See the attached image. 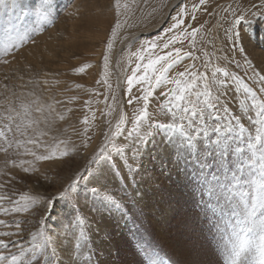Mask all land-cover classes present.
I'll return each instance as SVG.
<instances>
[{
    "label": "rangeland",
    "instance_id": "1",
    "mask_svg": "<svg viewBox=\"0 0 264 264\" xmlns=\"http://www.w3.org/2000/svg\"><path fill=\"white\" fill-rule=\"evenodd\" d=\"M49 2L53 7L45 19L33 12L38 0H0V128L11 123L14 131L7 132V136L20 141L13 142L6 152L0 151V196L11 200H18L25 193L36 198L52 196L66 187L77 171L83 172L101 149L111 148L109 139L120 116L131 117L144 104L143 100L128 103L148 87L134 84L130 94L127 90V77L137 64L139 76L149 58L173 52L175 59L174 49L181 48L179 62L166 73L169 80L185 69L192 75L212 73L221 67L230 74L244 75L249 72L245 60L257 71L264 68V17L252 8L259 0H206L204 5L199 0H119V7L117 0ZM181 7L186 8L184 14L179 12ZM248 9L257 14L244 22L242 44L238 40L233 45L225 37V29L234 12L247 14ZM173 17L184 23L169 31L176 23ZM118 23L120 26L116 27ZM193 28L199 29L194 42L190 35ZM182 30L189 36L165 49L164 43ZM153 44L156 47H151ZM241 46L246 49L243 53L238 52ZM5 47L9 48L8 55ZM81 68L83 71H79ZM217 75L223 78L222 74ZM149 76L153 74L150 72ZM152 85L148 112L152 121L165 122L167 117L159 106L166 103L165 94L175 85L168 80L156 85L154 79ZM232 95L229 88V99ZM22 105L29 109L27 117H23ZM37 107L41 111H36ZM9 116L13 121L8 120ZM16 123L27 127L23 136L15 132ZM29 139L37 143H26ZM0 145L7 147L2 137ZM32 152L55 158L38 160L29 154ZM168 161L161 144L145 157L144 168L135 182L132 174L127 180L109 175L121 203L119 211L96 212L82 181L78 197L59 200L46 217L42 226L45 236L62 241L66 249L82 243L73 236L79 229H68L69 221L74 219L73 205L78 200L87 218L85 228L90 229L91 235L82 255L73 251L79 264H84L88 250L94 253L93 264H141L147 242H152L157 251L162 247L161 255L167 253L180 264H217L223 228L217 231L206 218L200 193L185 175L184 167L177 168ZM99 166L93 164L92 168ZM25 167L28 172L23 171ZM13 207L9 199L0 201V208L9 210L0 211V220L5 222L0 225V232H18L0 237L16 242L8 249L0 247V253L19 256L22 247L27 260L33 244L43 243L33 241L31 233L41 227L38 221L44 216L45 207L30 205L27 212H12ZM16 223L20 224L19 229ZM41 251L37 248L36 254ZM57 259L69 264L64 252L58 251Z\"/></svg>",
    "mask_w": 264,
    "mask_h": 264
},
{
    "label": "snow or ice",
    "instance_id": "2",
    "mask_svg": "<svg viewBox=\"0 0 264 264\" xmlns=\"http://www.w3.org/2000/svg\"><path fill=\"white\" fill-rule=\"evenodd\" d=\"M199 3L204 5L206 0H199ZM116 6L119 7V0ZM52 7L49 0H38L33 12L46 19L47 15L51 14ZM252 8L257 9L264 17V0L253 3ZM185 11V7L179 9L180 14ZM256 14L252 9H248L247 14L244 11L234 12L229 28L225 29V37L230 39L233 45L238 40L242 44L245 36L244 22L250 21ZM191 18L195 19V16ZM172 19L176 23L169 31L184 23L177 17ZM119 26L118 23L116 27ZM113 31L115 33V30ZM198 32L199 29H191L193 42ZM188 36L189 33L182 30L179 35L173 36L169 43H164L163 47L167 49L170 43L182 42ZM4 51L5 55L9 54L8 47H5ZM181 51V48L174 49L175 59L173 52L156 56L155 59L149 58L144 65L143 74L139 76L137 73L140 71V65L137 64L136 70L127 77V90L130 94L134 84H147L148 87L143 89L141 95L130 98L128 103L131 105L134 101L143 100V107L133 112L131 117L120 116L109 139L111 148L101 149L83 172H76L66 187L50 197L36 198L25 193L20 195L18 200H11L10 197L0 196V201L9 199L14 205L12 212H27L30 205L35 207L40 204L45 207V214L38 221L41 227L31 233L33 241L40 240L43 243L33 244L29 249L32 255L27 260H24L26 253L22 247L19 256L0 253V264H63V259H57L58 251L66 253L69 264H79L78 259L73 256V251L82 255L87 249V243L91 242L90 229L85 228L87 218L78 206L79 201H75L74 219L68 223L69 230L79 229V233L73 232V236L82 243L77 244L74 249H66L62 241L45 236L42 226L46 217L54 211L59 200L67 201L69 198L78 197L82 181L87 186L91 204L96 212L121 210V203L116 199L115 186L112 185L109 175H118L127 180L128 174H132V182H135L136 175L144 168L145 157L161 144L169 157L168 162L177 168L184 167L185 175L191 178L190 182L194 183L199 191L206 218L217 231L223 228L222 239L218 242L221 247L217 264H264V68L257 71L255 65L245 60L249 72L244 75L230 74L221 67H217L212 73L192 75L185 69L178 72L176 78L169 80L166 73L179 62ZM245 51L243 46L238 49L240 53ZM188 55L191 56V53ZM138 58L145 59L143 56ZM107 59L106 56V63ZM236 67L239 68L240 64L236 63ZM79 71H83V68ZM150 72L152 77L149 76ZM218 73L222 74L223 78L218 76ZM186 76L188 79H184ZM229 77L230 80L227 79ZM153 79L156 85L164 80L175 85L165 94L166 103L159 106L167 117L165 122L152 121L148 112L149 99L153 95ZM229 88L233 94L231 99L228 97ZM22 108L23 117H27L28 107L22 105ZM36 111L41 109L37 107ZM17 116L20 117L21 113H17ZM8 120L13 121V117L9 116ZM146 121L148 123H145ZM84 122L87 123V119ZM125 124H130V127L125 128ZM22 127L24 131H21ZM13 131L11 123L0 128V137L7 144V147L0 145V151L6 152L13 142L20 143L19 140L13 141L7 136V132ZM26 131V126L15 124V132H19L21 136ZM157 136L160 137L159 140ZM26 143L35 145L37 141L29 139ZM29 154L36 156L38 160L55 158L50 155L37 156L34 152ZM64 155H67V152ZM93 164L100 166L92 168ZM23 171L28 172L29 169L25 167ZM0 211L9 210L0 208ZM3 224L5 222L0 220V225ZM15 227L19 229L20 224L16 223ZM12 235H18V232H0V237ZM10 245L16 246V242L0 239V247L8 249ZM37 248L42 249L39 255L36 254ZM88 251L90 254L84 258V264H93L94 253ZM162 251V247L157 251L152 242H147L146 255L141 257V264H180L167 253L161 255Z\"/></svg>",
    "mask_w": 264,
    "mask_h": 264
}]
</instances>
